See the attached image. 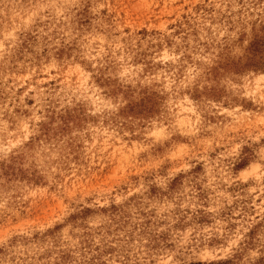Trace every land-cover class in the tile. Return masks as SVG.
Segmentation results:
<instances>
[{
    "label": "rangeland",
    "instance_id": "rangeland-1",
    "mask_svg": "<svg viewBox=\"0 0 264 264\" xmlns=\"http://www.w3.org/2000/svg\"><path fill=\"white\" fill-rule=\"evenodd\" d=\"M0 264H264V0H0Z\"/></svg>",
    "mask_w": 264,
    "mask_h": 264
}]
</instances>
